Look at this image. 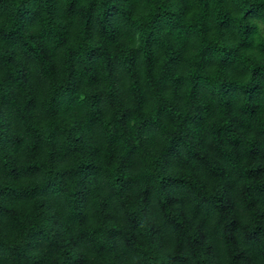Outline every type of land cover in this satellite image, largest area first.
I'll return each instance as SVG.
<instances>
[{"label":"clouds","instance_id":"obj_1","mask_svg":"<svg viewBox=\"0 0 264 264\" xmlns=\"http://www.w3.org/2000/svg\"><path fill=\"white\" fill-rule=\"evenodd\" d=\"M0 264H264V0H0Z\"/></svg>","mask_w":264,"mask_h":264}]
</instances>
